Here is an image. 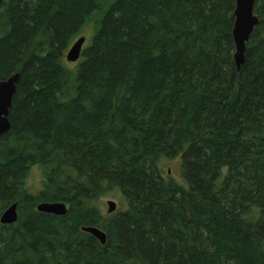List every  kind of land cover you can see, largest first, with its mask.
I'll return each mask as SVG.
<instances>
[{"label": "trees", "instance_id": "16d2710c", "mask_svg": "<svg viewBox=\"0 0 264 264\" xmlns=\"http://www.w3.org/2000/svg\"><path fill=\"white\" fill-rule=\"evenodd\" d=\"M236 0H4L0 264H264V0L238 72ZM92 26L73 71L66 53ZM181 158L184 184L160 161ZM45 189L27 192L32 167ZM110 191L127 204L105 216ZM63 202L65 216L41 213ZM18 205V221L1 224ZM96 227L106 244L84 232Z\"/></svg>", "mask_w": 264, "mask_h": 264}, {"label": "water", "instance_id": "95a60500", "mask_svg": "<svg viewBox=\"0 0 264 264\" xmlns=\"http://www.w3.org/2000/svg\"><path fill=\"white\" fill-rule=\"evenodd\" d=\"M3 1L0 0V4ZM256 2L257 0H236L235 23L232 35L235 43L234 61L238 72L245 62L247 43L260 23L259 17L255 13ZM85 41V37H80L73 43L65 56L67 62L76 63L80 59ZM19 79L20 74L16 73L8 80L0 82V136L7 134L11 129L9 114ZM107 206L109 214L117 210V204L114 201H108ZM37 210L41 213L62 217L67 214L68 208L63 202H42L37 206ZM18 217V205L15 203L2 214L1 224L13 225L18 221ZM82 230L94 236L102 245L106 244L107 236L101 229L83 227Z\"/></svg>", "mask_w": 264, "mask_h": 264}, {"label": "rangeland", "instance_id": "374dc122", "mask_svg": "<svg viewBox=\"0 0 264 264\" xmlns=\"http://www.w3.org/2000/svg\"><path fill=\"white\" fill-rule=\"evenodd\" d=\"M92 33H93L92 26H88L80 34L79 38L80 37L86 38L84 46L90 43L91 40L90 37ZM66 65L69 69L74 71L76 69L77 63H70L66 61ZM160 168L164 177L171 178L180 184L185 183L182 176L181 158H177L174 160L162 159L160 161ZM45 186H46L45 176L43 170L38 166L32 167L27 179V192L32 195H37L45 189ZM108 201L116 202L117 210H124L127 207L125 199L120 192L118 191L107 192L103 194L101 197H99V199L95 202V205L101 209L102 213L105 216H110V214L108 213V206H107Z\"/></svg>", "mask_w": 264, "mask_h": 264}]
</instances>
